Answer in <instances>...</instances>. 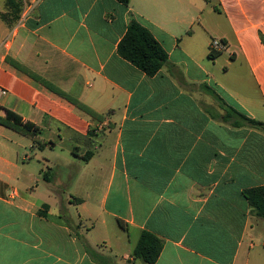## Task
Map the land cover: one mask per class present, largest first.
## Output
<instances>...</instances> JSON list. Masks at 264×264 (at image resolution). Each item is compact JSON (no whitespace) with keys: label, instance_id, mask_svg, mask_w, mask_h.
Wrapping results in <instances>:
<instances>
[{"label":"crops","instance_id":"1","mask_svg":"<svg viewBox=\"0 0 264 264\" xmlns=\"http://www.w3.org/2000/svg\"><path fill=\"white\" fill-rule=\"evenodd\" d=\"M36 1L0 11V106L47 143L0 126V264H143V233L154 264H264L246 194L264 131L244 119L264 122V0H41L24 18ZM132 20L168 54L154 77L118 52Z\"/></svg>","mask_w":264,"mask_h":264},{"label":"trees","instance_id":"2","mask_svg":"<svg viewBox=\"0 0 264 264\" xmlns=\"http://www.w3.org/2000/svg\"><path fill=\"white\" fill-rule=\"evenodd\" d=\"M117 1L125 6H129L131 3V0ZM8 7V12L2 14V19L8 24L18 21L22 12L21 4L16 2V0H8ZM118 52L122 58L135 65L150 77H154L162 69L170 66L166 51L153 37L150 31L135 20L130 22L128 31L119 44ZM59 93L69 98L63 92ZM73 102L81 109L89 111L97 116V114L91 112L89 108L81 103L75 100H73ZM0 111H4L5 113V116L0 115V126L9 128L30 138L35 143H38L41 148L47 145V143L39 137V128L35 124L25 121L19 114L1 106ZM232 112L236 113L234 110ZM244 119L251 127L264 131V122L246 117H244ZM246 194L252 211L257 217L264 219V186L249 189ZM46 208H48V206H46ZM162 250L163 243L159 238L149 233H143L133 252V256L143 264H154L158 261Z\"/></svg>","mask_w":264,"mask_h":264},{"label":"rangeland","instance_id":"3","mask_svg":"<svg viewBox=\"0 0 264 264\" xmlns=\"http://www.w3.org/2000/svg\"><path fill=\"white\" fill-rule=\"evenodd\" d=\"M4 6H5V0H0V11H2L4 9ZM29 139L30 138L25 137L24 140H29ZM25 142H29V141H25ZM29 152L31 153V150H29ZM62 213H64V212L62 211ZM74 213H76V212L74 211ZM65 220H67V222L71 223L70 219L68 220V217H66ZM78 227H79V230L85 235L86 229L84 227H80L79 225H78ZM114 227L116 229V226H114ZM113 229L114 228L112 226H110V230L112 231ZM111 231L108 232V229L107 228H104L102 225H100L98 223H96V228L94 230L95 234L100 239H107V237H108V238L112 239V242L114 243L115 237H114V233H112ZM101 247H103V249H106V248L108 249L109 246L108 245L105 246L103 243H101ZM89 249H90L91 253H93V255L95 257H99L98 256L99 255L98 254L99 252H97L94 247L89 246ZM108 253L111 254L110 251H108ZM102 259H104V260H106V261H108L110 263L113 262V259L107 258V256H103ZM112 264H114V262Z\"/></svg>","mask_w":264,"mask_h":264},{"label":"built area","instance_id":"4","mask_svg":"<svg viewBox=\"0 0 264 264\" xmlns=\"http://www.w3.org/2000/svg\"><path fill=\"white\" fill-rule=\"evenodd\" d=\"M39 1H41V0H37L32 5L25 6L24 13H23V17L24 18H27L32 13V11L37 6ZM226 48H227V44L224 41L220 40V39H213L211 44H210L211 54L220 53V52L224 51ZM2 93L4 95L6 94L5 91H2Z\"/></svg>","mask_w":264,"mask_h":264}]
</instances>
